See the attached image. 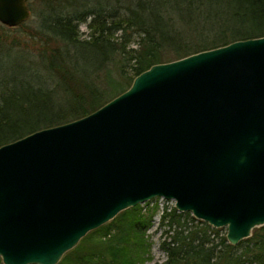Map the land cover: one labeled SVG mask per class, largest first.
Returning a JSON list of instances; mask_svg holds the SVG:
<instances>
[{
  "label": "water",
  "instance_id": "1",
  "mask_svg": "<svg viewBox=\"0 0 264 264\" xmlns=\"http://www.w3.org/2000/svg\"><path fill=\"white\" fill-rule=\"evenodd\" d=\"M29 16L0 0L1 24ZM157 197L231 245L264 225V36L153 64L93 112L1 145L2 263L57 264Z\"/></svg>",
  "mask_w": 264,
  "mask_h": 264
},
{
  "label": "trees",
  "instance_id": "2",
  "mask_svg": "<svg viewBox=\"0 0 264 264\" xmlns=\"http://www.w3.org/2000/svg\"><path fill=\"white\" fill-rule=\"evenodd\" d=\"M44 2L38 62L48 75L43 89L27 85L26 93L0 78V146L93 112L153 64L264 36V0ZM57 9L62 10L56 14ZM86 20L85 39L78 26ZM50 81L62 94L47 87ZM121 215L126 222L89 231L57 264H142L151 215L143 217L139 204L113 220ZM159 224L167 227L160 245L166 258L159 264H264V225L243 239L245 245H231L225 236L215 240L217 229L175 207L162 211Z\"/></svg>",
  "mask_w": 264,
  "mask_h": 264
},
{
  "label": "rangeland",
  "instance_id": "3",
  "mask_svg": "<svg viewBox=\"0 0 264 264\" xmlns=\"http://www.w3.org/2000/svg\"><path fill=\"white\" fill-rule=\"evenodd\" d=\"M43 3H45L44 0H28L30 16L23 22V25L8 27L0 23V78L10 86H13L14 89L23 93L29 91L27 90V85H37L43 89L44 76L48 75V71L38 62L39 50L44 44V36L38 32V27L40 26L42 15L46 16L48 12V8H44ZM61 10L57 9L54 13L58 14ZM87 23L88 20L79 23L78 31L81 38L86 39L90 33ZM47 85L49 89H55L58 94H62V91H60L61 87L54 88L53 82L50 81ZM172 207H174L173 200H160L159 198L139 204V212L143 217L151 215L150 225L144 232L145 238L149 243V253L147 254L148 258L142 264H159L165 260L166 253L161 249L160 245L166 236L167 227L159 224V218L162 211L165 209L169 210ZM113 219L107 222V224L111 223L112 228H117L127 220L123 215L115 220ZM215 229H217L215 240H219L220 237L226 235V227ZM94 237L96 236L94 235ZM241 241L245 245L244 240ZM240 249L238 248L237 251ZM0 264H3L1 258Z\"/></svg>",
  "mask_w": 264,
  "mask_h": 264
},
{
  "label": "built area",
  "instance_id": "4",
  "mask_svg": "<svg viewBox=\"0 0 264 264\" xmlns=\"http://www.w3.org/2000/svg\"><path fill=\"white\" fill-rule=\"evenodd\" d=\"M159 199H160V200H166V199H164V198H162V197H161V198H159Z\"/></svg>",
  "mask_w": 264,
  "mask_h": 264
}]
</instances>
